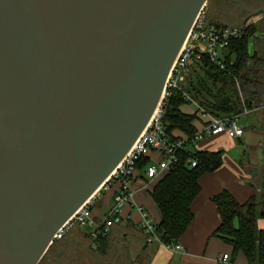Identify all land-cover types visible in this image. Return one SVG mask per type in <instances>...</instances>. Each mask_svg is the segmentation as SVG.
Listing matches in <instances>:
<instances>
[{"label":"water","instance_id":"95a60500","mask_svg":"<svg viewBox=\"0 0 264 264\" xmlns=\"http://www.w3.org/2000/svg\"><path fill=\"white\" fill-rule=\"evenodd\" d=\"M206 1L0 0V264H38L119 168Z\"/></svg>","mask_w":264,"mask_h":264},{"label":"trees","instance_id":"16d2710c","mask_svg":"<svg viewBox=\"0 0 264 264\" xmlns=\"http://www.w3.org/2000/svg\"><path fill=\"white\" fill-rule=\"evenodd\" d=\"M209 13L205 14L207 23L214 22L221 27H245L242 36L230 42V56L234 58L226 59V70L221 72L203 59L204 76L197 73L191 75L189 72L185 90L192 100L215 117L238 114L240 106L246 105L250 109L257 105L256 100L263 87L260 79L249 75L253 67L262 68L259 63L261 57L253 49L249 53L248 48V41L257 29L255 24L246 25L247 22L243 21L234 24L222 21L216 12L215 17L211 18L207 15ZM230 62L232 65H229ZM182 105L184 102L181 94L173 91L167 101L162 122L168 132L178 130L190 138L195 132L191 127L194 116L182 114L179 110ZM190 161H195L196 165L191 167ZM221 163L219 152L185 148L177 154V162L155 181L149 193L160 215L154 233L161 244H178L193 219L190 205L200 192L199 178L214 172ZM147 164V160H141L137 169L142 172ZM211 202L220 218L213 237L231 247L230 261L233 263L236 255L242 253L247 264H264V231L256 225L259 219L264 218V201L261 197L252 196L247 202L238 204L230 193L222 191ZM115 225L118 224L109 223L107 232L93 239L88 232L81 234L79 226L74 224L59 240L52 242L38 264H109L108 236Z\"/></svg>","mask_w":264,"mask_h":264},{"label":"crops","instance_id":"0c3cea01","mask_svg":"<svg viewBox=\"0 0 264 264\" xmlns=\"http://www.w3.org/2000/svg\"><path fill=\"white\" fill-rule=\"evenodd\" d=\"M259 33V32H258ZM258 38V36H257ZM252 49L261 57L262 68L255 66L249 75L264 80V50ZM252 51V50H251ZM204 69L192 68L190 74L204 76ZM261 70L262 73H261ZM264 83L257 105L250 109L240 106L239 126L243 129L240 138L231 139L226 134L207 137L187 150L203 152H219L222 163L214 172L202 175L198 180L200 192L190 205L193 219L178 241L180 250H172L157 240L149 243L140 230L141 213L138 208L147 213L154 226L159 223L160 215L151 197L150 190L155 182L149 181L143 172L137 170L132 180L134 191L132 201L123 206L120 212L122 222L111 228L108 236L109 264H216V259L222 254L231 257V247L213 237V232L220 224V218L211 199L222 191L231 194L238 204L247 202L252 196L259 195L264 201ZM188 105V104H184ZM192 111L184 112L194 116L191 127L197 131L203 122ZM262 115V117L260 116ZM175 138L186 137L182 132H170ZM117 185L109 184L95 196L92 205V217L100 220L113 205V196ZM257 228L264 231V218L257 221ZM88 232V230H87ZM80 247L78 252H80ZM55 256V255H54ZM53 256V257H54ZM233 264H247L242 253L236 255Z\"/></svg>","mask_w":264,"mask_h":264},{"label":"built area","instance_id":"2783aa9c","mask_svg":"<svg viewBox=\"0 0 264 264\" xmlns=\"http://www.w3.org/2000/svg\"><path fill=\"white\" fill-rule=\"evenodd\" d=\"M205 14L204 4L168 79L160 104L152 120L119 168L100 189H105L111 183L117 185L112 207L102 219L94 220L92 217V205L95 197H92L53 237V241L59 240L74 224L86 228L93 239L103 236L108 230L109 223L120 224L122 222V217L120 216L122 207L129 204L133 199L134 191L131 184L135 172L138 170L137 164L141 160L145 159L148 161L147 166L142 171L144 177L149 181L155 182L162 173L166 172L177 162V154L181 150L191 147L207 137L223 133L231 139H237L242 136L243 129L239 126L238 114L215 117L201 108L196 101L192 100L185 90L187 74L192 68H202L203 59H206L211 66L221 72L226 70L225 61L231 56L230 54L225 56L223 51L229 50L232 40L239 39L242 36L245 27H216L206 22ZM261 17H264V15L261 14L259 19ZM256 22V20H251L246 25H253ZM256 38L257 35L254 34L248 41L249 53H251ZM229 65H232V62ZM173 91H178L181 94L184 104L195 107L196 116L203 122L201 128L195 131L190 138L173 137L162 122L167 101ZM195 165V161H190L191 167ZM138 211L141 213L140 229L146 235V242L158 241L154 233L155 226L148 218L147 213L142 208H138ZM166 247L176 251L180 250L178 244ZM216 264L233 263L230 261L228 254H222L216 259Z\"/></svg>","mask_w":264,"mask_h":264},{"label":"flooded vegetation","instance_id":"af4514ba","mask_svg":"<svg viewBox=\"0 0 264 264\" xmlns=\"http://www.w3.org/2000/svg\"><path fill=\"white\" fill-rule=\"evenodd\" d=\"M264 7V0H208L205 3L206 13L216 12L218 18L226 22L264 21L261 13H254ZM256 22V23H257Z\"/></svg>","mask_w":264,"mask_h":264},{"label":"rangeland","instance_id":"374dc122","mask_svg":"<svg viewBox=\"0 0 264 264\" xmlns=\"http://www.w3.org/2000/svg\"><path fill=\"white\" fill-rule=\"evenodd\" d=\"M208 16H211V18L212 17H215V12H211V13H209V14H207ZM232 23V22H231ZM234 23H240V22H233V24ZM255 26H256V29H257V32L255 33L257 36H258V38H256L255 39V41H254V45H256V48H257V50H264V21H260V22H257L256 24H255ZM259 32V33H258ZM231 58L233 59L234 57L233 56H231ZM260 63V62H259ZM261 65V64H260ZM262 71L263 70H261V73H262ZM264 76V75H263ZM250 77H252V78H254V76H250ZM256 79H258V77H256ZM263 83H264V80H263ZM182 107V109H183V111L184 112H191L193 109H192V107L191 106H189V105H182L181 106ZM239 123V122H238ZM194 150V148H192V151ZM80 229H79V232L81 233V234H83V233H86L87 232V229L86 228H84V227H79Z\"/></svg>","mask_w":264,"mask_h":264},{"label":"bare ground","instance_id":"6f19581e","mask_svg":"<svg viewBox=\"0 0 264 264\" xmlns=\"http://www.w3.org/2000/svg\"><path fill=\"white\" fill-rule=\"evenodd\" d=\"M110 177H111V176H110ZM110 177H109V178H110ZM109 178H108V179H107L105 182H107V181L109 180ZM105 182H104V183H105ZM99 190H100V188H99V189H98V190H97V191L94 193V195H93V196H95V195H96V193H97V192H99ZM93 196H92V197H93ZM92 197H91V198H92ZM91 198H90V199H91ZM90 199H89V200H90Z\"/></svg>","mask_w":264,"mask_h":264}]
</instances>
